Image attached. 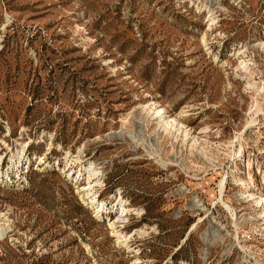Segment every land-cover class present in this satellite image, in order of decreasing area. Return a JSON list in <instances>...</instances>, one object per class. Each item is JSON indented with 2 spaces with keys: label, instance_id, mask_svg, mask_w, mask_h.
I'll list each match as a JSON object with an SVG mask.
<instances>
[{
  "label": "rangeland",
  "instance_id": "obj_1",
  "mask_svg": "<svg viewBox=\"0 0 264 264\" xmlns=\"http://www.w3.org/2000/svg\"><path fill=\"white\" fill-rule=\"evenodd\" d=\"M0 154V264H264V0H0Z\"/></svg>",
  "mask_w": 264,
  "mask_h": 264
},
{
  "label": "bare ground",
  "instance_id": "obj_2",
  "mask_svg": "<svg viewBox=\"0 0 264 264\" xmlns=\"http://www.w3.org/2000/svg\"><path fill=\"white\" fill-rule=\"evenodd\" d=\"M214 22V20H212L211 22H210V24H212ZM208 28H213V25H209V27ZM203 41H206L207 40V34L205 33L204 35H203ZM244 61V60H243ZM157 114H160V113H164V110L163 109H161V110H157V111H155ZM155 113V114H156ZM158 116V115H157ZM160 117H161V115H160ZM174 121H176V119H174ZM166 125H170V123L168 122V121H166ZM181 125V124H180ZM184 126V125H183ZM182 126H180L179 128H178V130H181L180 128H181ZM185 135H187L186 133H185ZM22 152H24V149L22 150ZM21 152V153H22ZM2 154H0V166H1V162H2ZM21 158H23V156H20L19 157V159H21ZM88 177L90 178V179H92V178H95L97 175H99L100 174V169H94V168H89L88 169ZM13 173H15V175H18L19 174V172H18V170L16 171V172H13ZM2 177H5V179L7 180V181H13L12 180V175H11V173H10V171H7V172H5V174L3 173V172H1V169H0V180L1 181H3L4 182V178H2ZM93 181V180H92ZM92 181H89L88 182V184H90L89 185V187H87V186H83V188H84V190H87V192H85L86 193V195L88 196V198L90 197V202L91 203H94V204H96V206H98V208H97V212H98V214L101 212V210L102 209H104V204H103V202H102V204L100 203V201L96 198V195H95V192H92L93 191V189H94V185H92L91 183H92ZM243 184H245V185H247V181H245ZM91 190V191H90ZM94 195V196H93ZM247 197H251L252 198V200H254L257 204H260V205H263V201H264V197L263 196H258V197H254L253 196V193H249L248 195H247ZM220 199L224 202V204L229 208V209H231V210H233V208H232V206H231V204H228L227 202H225L224 200H223V198L222 197H220ZM119 202H121V203H123V201L121 200V199H119ZM121 207H122V213L123 212H127L128 210H129V208L128 207H125V205H124V203L123 204H121ZM263 211V213H264V210H262ZM234 214V213H233ZM123 215V214H122ZM127 215V214H126ZM117 222H118V220L116 219V220H114L113 222H111V226L114 228V230H113V234L117 237V239L121 242V241H129V240H131V237H132V235H128V234H126V233H124V232H121V231H119L118 229H116V227H118L119 225L117 224ZM142 233V232H141ZM138 264H140L141 263V261L140 260H137L136 261Z\"/></svg>",
  "mask_w": 264,
  "mask_h": 264
}]
</instances>
